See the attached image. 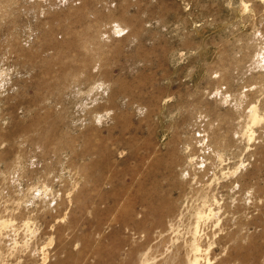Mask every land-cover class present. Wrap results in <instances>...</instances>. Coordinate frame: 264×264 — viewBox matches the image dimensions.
Wrapping results in <instances>:
<instances>
[{
  "label": "rangeland",
  "instance_id": "obj_1",
  "mask_svg": "<svg viewBox=\"0 0 264 264\" xmlns=\"http://www.w3.org/2000/svg\"><path fill=\"white\" fill-rule=\"evenodd\" d=\"M0 264H264V0H0Z\"/></svg>",
  "mask_w": 264,
  "mask_h": 264
}]
</instances>
